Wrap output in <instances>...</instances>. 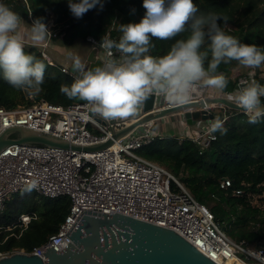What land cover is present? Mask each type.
<instances>
[{"label":"trees","instance_id":"16d2710c","mask_svg":"<svg viewBox=\"0 0 264 264\" xmlns=\"http://www.w3.org/2000/svg\"><path fill=\"white\" fill-rule=\"evenodd\" d=\"M31 26L36 18H43L56 37L53 42L72 46L77 41L87 42L88 37L101 41L108 34L117 42L121 37V24L139 23L146 9L143 0H101L81 18L70 11L68 0H0ZM202 14H216L227 17V23L218 21L223 31L242 44L255 45L264 51V0H194ZM119 18V22L115 18ZM184 32L171 40L152 38L154 47L148 53L154 57L167 55L176 40L186 39ZM26 54L42 60L46 67L42 91L36 96L14 88L3 78L0 69V107L8 110L29 107L41 100L65 107L83 103L69 99L61 92V85L71 86L76 77L69 68L53 64L45 58L43 50L33 44H24ZM208 48L207 42L202 51ZM211 60L209 51L205 68ZM58 65V69L55 68ZM63 68L66 71H63ZM250 68L238 61L221 63L217 74L228 80L221 91L229 96L237 91L239 80L247 75ZM255 82L264 85V65L253 68ZM264 107V97H261ZM218 115L225 121V135L213 133L216 137L207 148L190 138L180 136H157L137 152L142 157L166 168L192 192L197 201L204 204L200 196L207 193L212 201L210 211L219 225L233 239L247 245L264 247V209L253 204L255 197L264 195V116L257 123H249L244 112L218 108ZM224 180H231V186L221 188ZM241 191V194H237ZM206 205V204H204ZM72 201L68 196L48 198L35 189H27L7 197L5 211L0 215V252L12 253L24 250L32 252L55 235L70 213ZM207 206V205H206ZM32 215L27 227L19 226L21 215ZM11 229H8V228Z\"/></svg>","mask_w":264,"mask_h":264},{"label":"built area","instance_id":"2783aa9c","mask_svg":"<svg viewBox=\"0 0 264 264\" xmlns=\"http://www.w3.org/2000/svg\"><path fill=\"white\" fill-rule=\"evenodd\" d=\"M115 21L119 22V18ZM106 37L115 40L110 34ZM88 41L102 51L106 60L110 59L101 41L91 36ZM112 53L111 59L119 60L122 55L115 49ZM44 56L53 64L46 53ZM254 80L252 70L240 78L239 90ZM124 125L117 122L112 126L117 129ZM17 126L80 145L107 141L111 127L90 115L87 102L65 107L44 99L29 107L11 110L0 107V136L8 128ZM186 136L203 148L216 139L207 129L195 137ZM155 137L149 127H144L97 152L24 144L8 146L0 155V215L5 211L7 197L28 189L33 182L32 189L45 197L68 196L72 201L70 213L55 235L32 252H15L45 259L44 253L51 247L57 252L67 247L71 242L68 236L85 213H121L172 229L217 264H264V247L252 249L245 242L231 238L210 209L197 201L177 177L137 153ZM229 186L231 180L221 183V188ZM32 217L21 215L18 225L27 227ZM13 253L0 252V259Z\"/></svg>","mask_w":264,"mask_h":264},{"label":"clouds","instance_id":"9594fccd","mask_svg":"<svg viewBox=\"0 0 264 264\" xmlns=\"http://www.w3.org/2000/svg\"><path fill=\"white\" fill-rule=\"evenodd\" d=\"M71 13L81 18L101 0H68ZM146 14L139 23L121 24L119 41L107 37L101 47L110 59L102 66L85 70L79 56L69 53L72 68L80 73L71 86L61 85V92L69 99L87 102L92 113L104 120L123 119L134 116L152 95L162 97L174 106L192 102V94L203 84L223 91L228 80L217 74L221 63L235 60L246 68L264 65V51L255 45L242 44L226 34L220 23L227 17L209 13L198 14L194 0H143ZM21 18L8 6L0 3V69L3 78L14 88L28 96L42 91L45 63L24 50V37L19 31ZM188 32L186 39L176 40L169 53L154 57L148 53L154 47L152 38L171 40ZM52 37L43 18L31 24L30 39L40 44ZM207 42L208 48L201 50ZM112 49L121 53L119 60L111 59ZM209 51L211 60L205 68ZM264 85L255 81L243 87L235 97L236 103L245 110L249 123H257L264 116L261 106ZM225 121L217 117L209 121L207 131L227 133ZM213 139L216 137L213 136ZM35 182L28 186V191Z\"/></svg>","mask_w":264,"mask_h":264},{"label":"water","instance_id":"95a60500","mask_svg":"<svg viewBox=\"0 0 264 264\" xmlns=\"http://www.w3.org/2000/svg\"><path fill=\"white\" fill-rule=\"evenodd\" d=\"M78 56L85 70L102 66L108 61L95 46ZM69 70L76 78L80 76L72 64ZM206 90L207 86L199 85L192 94V102L185 106H174L162 97L152 95L137 114L123 119L104 120L90 111L99 123L111 125L108 140L93 145L72 143L25 127H10L0 136V155L12 144L97 152L112 147L135 130L149 127L155 132L157 120L176 113H182L186 124L194 131L209 127V121L215 119L213 110L216 107L246 113L233 98L207 96ZM117 122L125 125L115 129L112 125ZM68 237L71 242L65 249L57 252L51 247L44 253L45 259L34 254L14 252L1 258L0 264H217L172 229L121 213L87 212Z\"/></svg>","mask_w":264,"mask_h":264},{"label":"crops","instance_id":"0c3cea01","mask_svg":"<svg viewBox=\"0 0 264 264\" xmlns=\"http://www.w3.org/2000/svg\"><path fill=\"white\" fill-rule=\"evenodd\" d=\"M54 23L53 21H49L47 24L48 29L51 33V27H53ZM30 29L31 26L26 24L24 20L21 18V25L19 31L22 32V35L24 37V44H33L41 48L45 51V53L48 55V57L54 60V62L59 63L63 67L70 68L72 61L69 59V53H71L73 56H78L86 51H89L92 48V45L89 41L82 42L77 41L72 46H64L61 44V41L59 43L53 42L52 37L45 40L44 42L40 44H35L30 39ZM51 59V60H52ZM240 90L235 91L233 94L229 95V97L233 98L235 100L236 95L239 93ZM207 96H220V95H226L222 93L221 91L210 88L207 86L206 90ZM228 96V95H227ZM218 108L216 107L213 112L215 114V119L219 117L218 115ZM223 108V107H222ZM193 110V109H192ZM214 119V120H215ZM212 120V121H214ZM157 127L156 131L154 132L157 136H179V135H191L195 131L189 127L184 118L182 117V113H176L170 116H167L165 118L159 119L156 121Z\"/></svg>","mask_w":264,"mask_h":264},{"label":"rangeland","instance_id":"374dc122","mask_svg":"<svg viewBox=\"0 0 264 264\" xmlns=\"http://www.w3.org/2000/svg\"><path fill=\"white\" fill-rule=\"evenodd\" d=\"M26 23V22H25ZM27 24V23H26ZM28 25V24H27ZM54 26V25H53ZM56 37V36H55ZM53 38V37H52ZM41 49V48H40ZM42 50V49H41ZM43 52L45 53V51L43 50ZM46 58V57H45ZM57 64H59V63H57ZM58 69V65H57V67L55 68V70H57ZM253 70V68H250V69H248L247 70V75L249 74V73H251V71ZM242 78V77H241ZM223 108H225V107H223ZM225 109H228V108H225ZM219 111V110H218ZM208 129V128H207ZM204 131V130H203ZM200 132H202V131H195L194 133H192L191 135L193 136V137H195V136H197ZM181 138H186L187 136L186 135H179ZM187 138H189V137H187ZM138 153V152H137ZM140 155V154H139ZM177 176V178L180 180L181 179V175H176ZM261 198H263V200L262 199H260V197H255L254 198V200H253V204L254 205H256V206H260L261 208H263L264 209V195L261 197ZM200 199H201V201L204 203V204H206L207 205V207L210 209L211 207H212V201H211V199H210V196H207V193H202L201 194V196H200ZM220 227L222 228V226L220 225ZM222 230H224L223 228H222ZM234 240H236V241H238V242H242V241H240V240H237V239H234ZM249 247L250 248H252V249H257V248H259V247H257L256 245H249Z\"/></svg>","mask_w":264,"mask_h":264}]
</instances>
